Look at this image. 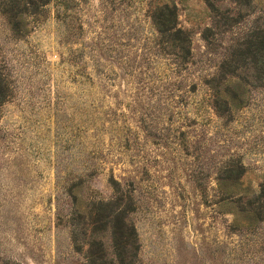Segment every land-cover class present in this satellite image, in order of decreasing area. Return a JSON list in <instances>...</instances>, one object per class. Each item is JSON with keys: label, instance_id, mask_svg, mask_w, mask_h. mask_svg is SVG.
Returning <instances> with one entry per match:
<instances>
[{"label": "rangeland", "instance_id": "rangeland-1", "mask_svg": "<svg viewBox=\"0 0 264 264\" xmlns=\"http://www.w3.org/2000/svg\"><path fill=\"white\" fill-rule=\"evenodd\" d=\"M206 1L0 5V264H264V83L240 69L247 103L222 115L208 88L245 66L264 0ZM164 2L185 60L151 19ZM221 179L239 191L219 205Z\"/></svg>", "mask_w": 264, "mask_h": 264}, {"label": "trees", "instance_id": "trees-1", "mask_svg": "<svg viewBox=\"0 0 264 264\" xmlns=\"http://www.w3.org/2000/svg\"><path fill=\"white\" fill-rule=\"evenodd\" d=\"M55 0H0L3 12L11 19H20L25 22V11L28 5L47 6ZM236 3L249 4L252 0H234ZM211 9H215V5L210 0L206 1ZM24 5V9L21 8ZM18 7L19 10L16 9ZM151 19L158 34L162 37L163 43L167 45V53L169 55L180 57L185 60L187 56L192 54L191 37L188 31L179 27L178 7L176 3L164 2L155 6ZM218 28L219 23H215ZM226 29L232 24L226 20L223 24ZM207 32V33H206ZM213 34L210 28L205 29L204 38L208 41L210 35ZM218 35V33H216ZM244 56V65L240 66L237 62L231 63L230 69L226 72V78L222 84L208 83L211 97V108L219 115L230 113L236 109L242 108L247 103L246 95L248 93L247 86L249 80H245L240 75V69L247 71H256L259 83H264V30L253 36H250L246 43L239 44ZM8 97L5 79L0 73V105L6 101ZM239 188V182L219 180V190L226 194L225 198H221L218 204L228 203V197L232 193H236Z\"/></svg>", "mask_w": 264, "mask_h": 264}]
</instances>
